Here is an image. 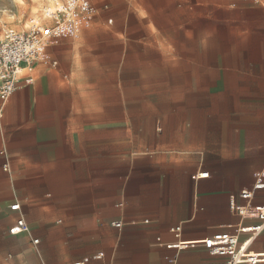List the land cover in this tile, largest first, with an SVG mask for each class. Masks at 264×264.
I'll return each instance as SVG.
<instances>
[{
	"label": "crops",
	"instance_id": "crops-1",
	"mask_svg": "<svg viewBox=\"0 0 264 264\" xmlns=\"http://www.w3.org/2000/svg\"><path fill=\"white\" fill-rule=\"evenodd\" d=\"M90 1V20L46 43L0 118V264L223 261L178 244L258 221L229 200L264 171V0ZM235 7L242 24L223 29L218 10ZM159 72L177 80L162 109ZM203 94L230 108L203 111ZM22 217L30 231L11 234ZM250 249L264 251V231Z\"/></svg>",
	"mask_w": 264,
	"mask_h": 264
},
{
	"label": "built area",
	"instance_id": "built-area-1",
	"mask_svg": "<svg viewBox=\"0 0 264 264\" xmlns=\"http://www.w3.org/2000/svg\"><path fill=\"white\" fill-rule=\"evenodd\" d=\"M90 0H63L55 10H49L46 14L50 22L35 23L27 29L20 30L8 27L0 39V118L3 117L5 106L25 80L26 83L33 81V69L35 63L43 58L44 47L47 42L63 36H74L78 27L88 22L92 15ZM7 168L8 165L6 164ZM208 171L196 174L195 179L207 176ZM264 189V171L256 175L252 187L242 188L237 194H232L229 200L230 209L244 218H257L253 224H240L234 230L219 231L205 239L193 240L183 245L194 248L203 246L215 256H223L221 262L209 264H259L264 263V251L258 252L250 249V245L264 231V204H254L252 200L257 191ZM237 198L247 200V204H239ZM11 209H20V203L11 205ZM122 226V222H117ZM178 229V228H177ZM11 234L29 232L30 227L22 217L10 228ZM246 235L243 239L242 236ZM161 243V239L158 238ZM35 244L39 239L33 240ZM89 261L85 258L76 264Z\"/></svg>",
	"mask_w": 264,
	"mask_h": 264
},
{
	"label": "rangeland",
	"instance_id": "rangeland-1",
	"mask_svg": "<svg viewBox=\"0 0 264 264\" xmlns=\"http://www.w3.org/2000/svg\"><path fill=\"white\" fill-rule=\"evenodd\" d=\"M242 1V0H237ZM253 2L256 0H252ZM63 0H0V39L4 35V31L8 27H15L20 30L27 29L29 26L35 23H46L50 22V19L46 17L47 9L55 10L58 8ZM257 2V1H256ZM241 5V4H240ZM238 5V6H240ZM245 12H242L240 9L234 8L233 11L229 10H218L219 23H222L223 29H225L228 25L226 24V17L233 18V22L237 24H242L243 16H245ZM235 20V21H234ZM233 22L231 24H233ZM229 32V31H228ZM221 33V32H220ZM225 35V31H222ZM230 34V32H229ZM222 38L219 39V42H223L228 40V43H232V37L230 39ZM235 43V41H234ZM158 65V64H155ZM192 82V80H187ZM177 80L168 79L167 73L159 72L155 73L154 77V103L155 106L159 108H163V106L167 103L168 99L174 98L170 93V88L176 86ZM225 79L221 81L224 84ZM213 83V80L203 79L202 85L208 86ZM198 97H195L191 94H186V103L190 108L196 102ZM232 101L229 99V96L225 94H203L201 96V104L203 111L208 110L211 104H220L221 106H225L226 108H230V104ZM225 108V109H226ZM205 121L216 122L215 119L209 116H205L203 118ZM159 129V128H157ZM146 144H138V147L145 146ZM150 147H154L155 144H147Z\"/></svg>",
	"mask_w": 264,
	"mask_h": 264
}]
</instances>
